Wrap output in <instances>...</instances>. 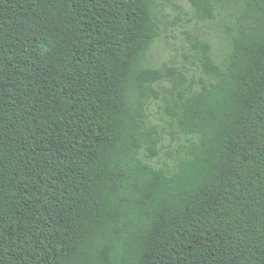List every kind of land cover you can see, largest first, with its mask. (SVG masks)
Listing matches in <instances>:
<instances>
[{
	"label": "trees",
	"instance_id": "16d2710c",
	"mask_svg": "<svg viewBox=\"0 0 264 264\" xmlns=\"http://www.w3.org/2000/svg\"><path fill=\"white\" fill-rule=\"evenodd\" d=\"M163 1L0 0V264H264V0H186L198 82L147 63Z\"/></svg>",
	"mask_w": 264,
	"mask_h": 264
},
{
	"label": "rangeland",
	"instance_id": "374dc122",
	"mask_svg": "<svg viewBox=\"0 0 264 264\" xmlns=\"http://www.w3.org/2000/svg\"><path fill=\"white\" fill-rule=\"evenodd\" d=\"M158 17L162 32L147 57L151 67L163 64L180 67L187 79L195 78L198 82L203 74L192 45L197 36L213 44L217 59L221 60L225 56L226 44L219 32L220 17L212 21L199 20L186 0H164L158 9ZM172 89L173 85L166 82L165 89L161 91L169 95ZM159 105L153 103L149 109L150 122L159 126L162 132L161 156L155 162L159 166L165 163L171 165L172 156L186 143L187 137L177 132Z\"/></svg>",
	"mask_w": 264,
	"mask_h": 264
}]
</instances>
